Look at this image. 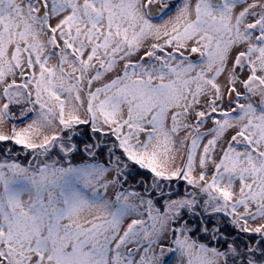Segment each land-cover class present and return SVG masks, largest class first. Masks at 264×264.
<instances>
[{
  "label": "snow or ice",
  "instance_id": "obj_1",
  "mask_svg": "<svg viewBox=\"0 0 264 264\" xmlns=\"http://www.w3.org/2000/svg\"><path fill=\"white\" fill-rule=\"evenodd\" d=\"M0 264H264V0H0Z\"/></svg>",
  "mask_w": 264,
  "mask_h": 264
},
{
  "label": "rangeland",
  "instance_id": "obj_2",
  "mask_svg": "<svg viewBox=\"0 0 264 264\" xmlns=\"http://www.w3.org/2000/svg\"><path fill=\"white\" fill-rule=\"evenodd\" d=\"M80 128L83 130V132L87 133L88 127L87 126H80ZM181 187V186H180ZM179 187V188H180Z\"/></svg>",
  "mask_w": 264,
  "mask_h": 264
},
{
  "label": "trees",
  "instance_id": "obj_3",
  "mask_svg": "<svg viewBox=\"0 0 264 264\" xmlns=\"http://www.w3.org/2000/svg\"><path fill=\"white\" fill-rule=\"evenodd\" d=\"M180 186H181V187H180ZM180 186H179V187H180V188H179V191L182 193L183 190H184V187H185V186H184L183 184H181Z\"/></svg>",
  "mask_w": 264,
  "mask_h": 264
},
{
  "label": "flooded vegetation",
  "instance_id": "obj_4",
  "mask_svg": "<svg viewBox=\"0 0 264 264\" xmlns=\"http://www.w3.org/2000/svg\"><path fill=\"white\" fill-rule=\"evenodd\" d=\"M88 131H89V129L87 130V132H88ZM84 139H85V140H87V139H88V137H87V136H85V137H84ZM229 231H230V229H229Z\"/></svg>",
  "mask_w": 264,
  "mask_h": 264
}]
</instances>
